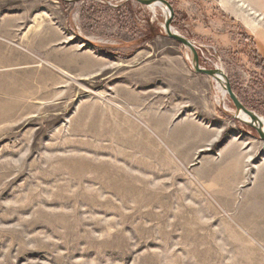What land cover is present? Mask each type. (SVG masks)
Listing matches in <instances>:
<instances>
[{"label":"rangeland","instance_id":"obj_1","mask_svg":"<svg viewBox=\"0 0 264 264\" xmlns=\"http://www.w3.org/2000/svg\"><path fill=\"white\" fill-rule=\"evenodd\" d=\"M164 1L264 120L260 0ZM166 18L0 0V264H264V142Z\"/></svg>","mask_w":264,"mask_h":264},{"label":"water","instance_id":"obj_2","mask_svg":"<svg viewBox=\"0 0 264 264\" xmlns=\"http://www.w3.org/2000/svg\"><path fill=\"white\" fill-rule=\"evenodd\" d=\"M134 1L146 7H150L155 3H159L160 5L167 8L168 16L165 19V23H164V31H165L166 36L169 39H172L175 42L179 43L180 45H182L184 48H186L190 52L191 65H192V69L195 74L203 75L208 78L214 79L218 83H221L223 85V88L226 94L228 95L229 99L231 100V102L233 103L235 107L234 119L240 121L238 118V115L240 113L248 117L250 119V123L248 124L246 123L245 125H248L249 127L253 128L256 131L259 139L264 142V132H263V128L260 123L259 117L254 112L247 110L242 105V103L240 102V100L238 99L234 91L232 90L230 82L228 78L226 77L225 73L217 69L208 70V69L201 68L199 65V56L196 51V48L194 47V44L190 42L188 39L172 31L171 22H172L173 11H172L171 6L164 0H134Z\"/></svg>","mask_w":264,"mask_h":264},{"label":"bare ground","instance_id":"obj_3","mask_svg":"<svg viewBox=\"0 0 264 264\" xmlns=\"http://www.w3.org/2000/svg\"><path fill=\"white\" fill-rule=\"evenodd\" d=\"M160 9H162L164 12H165V15L166 16H168V10H167V8L166 7H164V6H162V5H160L159 3H155ZM259 21H261L262 22V25H264V19H259ZM173 31V30H172ZM174 32V31H173ZM175 33V32H174ZM219 71H222V70H220V69H218ZM212 80H214V79H212ZM215 81V83H216V85H217V88H218V90H219V92L221 93V96H222V98L224 99L225 97H226V92H225V90H224V88H223V85L221 84V83H218L216 80H214ZM238 118H239V120L243 123V124H248V123H250V119L248 118V117H246L244 114H242V113H240L239 115H238ZM259 120H260V123H261V125H262V128H263V132H264V120L262 119V118H260L259 117Z\"/></svg>","mask_w":264,"mask_h":264},{"label":"crops","instance_id":"obj_4","mask_svg":"<svg viewBox=\"0 0 264 264\" xmlns=\"http://www.w3.org/2000/svg\"><path fill=\"white\" fill-rule=\"evenodd\" d=\"M245 2L247 0H244ZM249 3V2H248ZM248 6H250L252 9H254L250 4H248ZM255 10V9H254ZM256 11V10H255ZM257 12V11H256ZM259 12L260 14L257 12L258 15H260V17L264 18V0H260V8H259ZM264 26V25H263ZM261 28H264L262 26H260ZM262 45L264 47V42L262 41Z\"/></svg>","mask_w":264,"mask_h":264}]
</instances>
